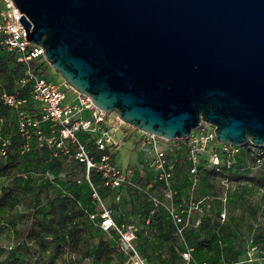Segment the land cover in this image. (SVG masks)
Here are the masks:
<instances>
[{
    "label": "water",
    "instance_id": "water-1",
    "mask_svg": "<svg viewBox=\"0 0 264 264\" xmlns=\"http://www.w3.org/2000/svg\"><path fill=\"white\" fill-rule=\"evenodd\" d=\"M73 92L173 142L264 148V0H9Z\"/></svg>",
    "mask_w": 264,
    "mask_h": 264
},
{
    "label": "rangeland",
    "instance_id": "rangeland-1",
    "mask_svg": "<svg viewBox=\"0 0 264 264\" xmlns=\"http://www.w3.org/2000/svg\"><path fill=\"white\" fill-rule=\"evenodd\" d=\"M3 15L5 7L0 3V19ZM32 65L42 67L46 80L64 91L68 101L74 99L75 93L46 62H32ZM20 71L23 66L17 64L16 57L0 51V86L15 92ZM115 119V115L107 114V121L113 126ZM16 125V114L0 103V140L10 142L11 159L8 164H5L8 157L0 160V264H177L187 240L197 245L194 261L264 264L261 259L264 256V165L252 166L242 156L243 169L228 182L226 189L209 173L207 166L201 168L194 189L184 172L178 175L174 181L180 195L177 203L186 206L187 199L204 196L209 200L203 212L210 228L189 234L195 227H187L182 236L174 233L171 223L159 219L161 211L155 212V220H160L158 224L149 223L144 217V208L150 204L144 187L127 186L116 193L107 192L92 178L94 189L113 217L135 232L133 249L129 251L115 233L100 234L83 213L86 206H92V213H98L92 203L91 189L84 182L83 167L59 153L55 157L49 149L41 148L35 137L28 140L30 152L21 154L25 140L18 134ZM48 127L42 124L45 135ZM89 137L80 135L86 141ZM137 138L138 131L127 125L115 131L114 139L119 142L115 161L120 169L142 167L143 155ZM243 148L246 146L240 147V155ZM145 173V169L139 171L143 181ZM78 181L86 185L81 186Z\"/></svg>",
    "mask_w": 264,
    "mask_h": 264
},
{
    "label": "built area",
    "instance_id": "built-area-1",
    "mask_svg": "<svg viewBox=\"0 0 264 264\" xmlns=\"http://www.w3.org/2000/svg\"><path fill=\"white\" fill-rule=\"evenodd\" d=\"M0 3L5 7V15L0 19V48L15 56L16 61L23 66L14 93H8L0 86V102L15 111L16 130L25 140L20 153L30 152L28 140L35 137L39 146L49 149L55 157L59 153L82 166L85 171L84 182L90 187L92 202L98 210V213L91 212L88 215L90 220L101 233H115L126 250L133 249L135 232L113 219L111 210L104 205L94 189L91 180L93 174L98 177L101 187L109 192L116 193L125 186L139 189L140 186L144 187L150 207L152 210L161 209L165 212L176 235L182 236L187 227H198L209 200L204 196L187 199L186 206L177 203V191L173 186L176 158L180 153L183 155L188 166L190 185L194 189L201 168L207 166L216 173L220 172L222 166L229 168L235 163L240 147L217 142L213 128L207 124H201L187 139L173 142L138 131V147L143 155L140 170H146L144 181L140 179L139 169H120L115 163L119 142L115 141L113 134L124 124L116 118L113 126L107 121V114L95 108L86 96L74 92V99L68 101L64 91L46 80L42 67L32 65V62H45L42 49L25 40V31L18 23L21 15L11 2L0 0ZM23 90L27 92V97H20L19 92ZM29 101L34 106L29 107ZM27 106L30 109H24ZM42 124L49 125L46 135L42 131ZM81 134L90 137L86 141L80 138ZM162 142L171 143L172 146L168 147ZM246 147L251 151L250 156L256 167L264 165V148ZM9 148V141L0 140V160L7 159ZM218 181L222 188H227V179L219 177ZM156 191L159 192L158 197L155 195ZM174 203L176 207H173ZM221 218L224 216L221 215ZM192 252L193 248L184 243L177 264H191Z\"/></svg>",
    "mask_w": 264,
    "mask_h": 264
},
{
    "label": "trees",
    "instance_id": "trees-1",
    "mask_svg": "<svg viewBox=\"0 0 264 264\" xmlns=\"http://www.w3.org/2000/svg\"><path fill=\"white\" fill-rule=\"evenodd\" d=\"M0 51H4V52H6L4 49H2V48H0ZM13 56V55H12ZM17 64H20V63H18L17 62ZM21 74H22V71H20V74H19V76H18V78H20V76H21ZM18 78H17V80H18ZM16 84H17V82H16ZM1 88H3L5 91H7L8 93H14V92H11V91H9V90H7L6 88H4V87H2L1 86ZM19 95H20V97H27V92L25 91V90H23V91H20L19 92ZM31 101H29V107H30V105L32 104V103H30ZM1 103V102H0ZM1 105L5 108V109H8V110H11V111H13L14 113H15V111L13 110V109H10V108H7V107H5L2 103H1ZM28 106L27 107H25L24 109H26V110H28V108H29ZM30 109V108H29ZM244 149V151H243V153H242V155H240V153H239V155H238V157H237V159L235 160V163L232 165V166H230L229 168H225L224 166H222L223 168L220 170V172L219 173H216V172H214L213 170H211V168H209L208 167V171H209V173L212 175V176H215L217 179H219V177H223V178H225V179H227L228 181H231L232 180V178H234V177H236L235 175H238V173H240V171L243 169V168H241V161H242V156H244L245 157V159H248L249 161H250V163L252 164V166H256L255 165V161H254V159L250 156V154H251V151L246 147V148H243ZM16 155L17 156H21V155H19V153L17 152L16 153ZM9 158V159H8ZM7 159H8V161L7 162H5V164L7 163H9V162H11V159H10V155H9V157H8ZM2 162H0V164H1ZM76 163V162H75ZM76 165L78 166V164L76 163ZM185 173L186 174V176H188L189 177V174H188V166H187V164L185 163V160H184V158H183V155L180 153L179 154V156L176 158V161H175V163H174V166H173V186H174V181H176L175 179L177 178V176L178 175H180V174H182V173ZM92 178L94 179V181H96V182H98V184L100 185V182H99V179H98V177H96L94 174L92 175ZM79 185H81V186H85L86 184L83 182V183H80ZM101 186V185H100ZM123 188V187H122ZM124 188H128V187H124ZM174 188H175V186H174ZM103 190H105V189H103ZM120 190H121V188H120ZM175 190H176V188H175ZM105 191H107V190H105ZM177 191V190H176ZM107 192H109V191H107ZM179 193H178V191H177V198H179ZM147 201V200H146ZM93 203V202H92ZM94 205V204H93ZM149 205V204H148ZM95 206V205H94ZM150 206V205H149ZM149 206H147V207H145L144 208V217H146V219L147 220H149L148 222L150 223H152V224H158L159 222H160V220L162 221H165V222H168V223H171L170 222V220L167 218V216H166V214H165V212H163L161 209H155V210H152V208L151 207H149ZM157 210H159V211H161L162 213L159 215L158 214V217H159V219L160 220H155V217H156V214H155V212L157 211ZM92 212V206H86V207H84L83 208V213L89 218V214ZM204 216L201 218V223H200V225L198 226V227H195V228H191V230H190V233L189 234H191V233H195V232H201V231H206V230H208L206 227H208V228H210V225H206L207 224V220H204ZM113 219L117 222V223H120V222H118L114 217H113ZM94 223V222H93ZM171 226H172V224H171ZM96 227V226H95ZM96 229H97V231L100 233V234H113V232H109V233H101L100 231H99V229L96 227ZM172 229L174 230V228H173V226H172ZM51 234H53V232H51ZM186 244H188L189 246H191L192 248H193V252H192V256H193V254H194V252H195V250H196V248H197V245H196V243L195 242H193V241H190V240H187V242H185ZM193 258V257H192ZM263 258H264V256H263ZM200 262H206V264H209L207 261H205V260H199V261H194L193 259H192V263L191 264H199ZM178 263V262H177ZM223 264V263H222Z\"/></svg>",
    "mask_w": 264,
    "mask_h": 264
},
{
    "label": "crops",
    "instance_id": "crops-1",
    "mask_svg": "<svg viewBox=\"0 0 264 264\" xmlns=\"http://www.w3.org/2000/svg\"><path fill=\"white\" fill-rule=\"evenodd\" d=\"M114 134H115V133H114ZM114 134H113V135H114ZM113 138H114V137H113ZM115 163H116V161H115Z\"/></svg>",
    "mask_w": 264,
    "mask_h": 264
}]
</instances>
